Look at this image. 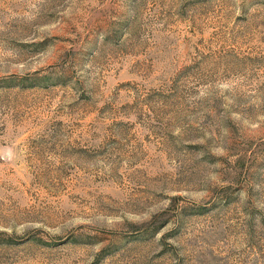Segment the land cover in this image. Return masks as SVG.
Here are the masks:
<instances>
[{
	"label": "rangeland",
	"instance_id": "obj_1",
	"mask_svg": "<svg viewBox=\"0 0 264 264\" xmlns=\"http://www.w3.org/2000/svg\"><path fill=\"white\" fill-rule=\"evenodd\" d=\"M0 264H264V0H0Z\"/></svg>",
	"mask_w": 264,
	"mask_h": 264
}]
</instances>
